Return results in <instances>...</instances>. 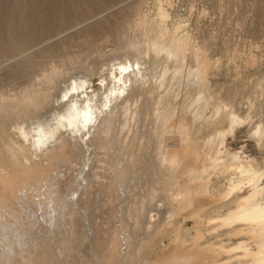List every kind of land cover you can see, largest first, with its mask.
Returning a JSON list of instances; mask_svg holds the SVG:
<instances>
[{
	"label": "rangeland",
	"instance_id": "obj_1",
	"mask_svg": "<svg viewBox=\"0 0 264 264\" xmlns=\"http://www.w3.org/2000/svg\"><path fill=\"white\" fill-rule=\"evenodd\" d=\"M162 11L167 14L165 18ZM162 24L175 38L188 40L185 58L168 57L166 43L160 50L152 48V34L157 30L154 28ZM141 40L139 47H130ZM199 50L208 64L204 92H201L202 79L198 75L195 54ZM55 72L60 74V81L55 83L60 90L57 91L55 85L52 88V81L47 83L52 88V102L57 103V96L65 101L76 96L74 87L81 83L79 92L85 97L96 98L97 108H101H98L99 115L105 111L107 116L120 109L121 127L130 113L125 122H132L126 125L138 133L136 140L129 139L135 162L137 157L141 158L137 160L139 163L150 160L149 151L157 142V131L168 124L172 114L174 126L178 127L181 120L188 122L187 114L202 107L204 117L202 114L196 125L201 122L203 132L198 138L202 143L216 138L210 146L212 150L205 146L203 155L209 157L213 148L219 146L217 141L222 136L225 143L219 146L220 152L226 149L221 153L222 158L235 154L264 172V133L256 132L264 128V0H0V103L20 99ZM127 74L132 79L124 89L119 80ZM117 84L123 89H114ZM69 85L70 92L67 91ZM133 93L138 95V102L137 99L133 101ZM218 107L237 115L240 122L218 123L215 111ZM9 113L0 119V163L23 177L18 180L17 189L27 186L28 194L32 191L36 200L42 199L44 207L50 205L57 199L58 191L53 192L56 187L47 180L48 170L54 162L56 167L65 159L61 150L58 158L64 157L62 160L51 153L62 144L53 141L50 145H41L36 136V115L31 118L26 109ZM183 114L185 116L180 118ZM76 122V127L60 125L59 138H70L75 128L84 131V117ZM24 130L32 135H25ZM171 130L166 137L172 140L175 129ZM219 133H222L220 137ZM171 140L164 139L163 143L171 145ZM139 142L142 154L137 155ZM7 144L17 149L16 156L6 152ZM21 160L30 163L31 168L27 170ZM146 163H140L141 167ZM149 163L150 168L155 169L153 162ZM175 167L171 164L166 167L168 176L176 171ZM31 169L33 172H29ZM237 172L226 176L220 169L212 172L211 192L227 189L231 178L238 181L240 174ZM139 185L142 187V180ZM258 185L264 187V175ZM3 188L0 185L3 198L14 201L15 196L11 197V192ZM41 191L43 194L39 193ZM253 191V187L246 184L223 201L228 202L238 193L247 197ZM215 197L217 200L206 204L201 213L205 214L202 221L196 222L199 217L186 219L182 229V243L189 246L186 251L192 248L208 251L209 264H251L244 252L257 251L259 227H255L257 232L241 231L248 226L230 232L231 227L221 226L222 216L238 207L236 202L222 205L221 199ZM261 202L264 203V194ZM100 222L103 224L104 219ZM199 231L202 237L194 242ZM80 233L76 231L72 235L76 251ZM239 244L247 247L231 252ZM75 250L72 252L77 256Z\"/></svg>",
	"mask_w": 264,
	"mask_h": 264
},
{
	"label": "bare ground",
	"instance_id": "obj_2",
	"mask_svg": "<svg viewBox=\"0 0 264 264\" xmlns=\"http://www.w3.org/2000/svg\"><path fill=\"white\" fill-rule=\"evenodd\" d=\"M166 15V12L162 11V17L165 18ZM163 28V24L154 28L157 30L152 34V48L160 50L166 43L168 57L185 58L188 40L185 37L175 38ZM141 42L143 40L130 44V47H139ZM195 54L198 60V75L202 79L201 92H204L208 64L200 50ZM137 64L140 66L141 62ZM133 73L136 74L135 69ZM115 74L118 77V73ZM59 76L60 74L55 72L20 99L14 98L0 103V119L20 108L26 109L31 118L36 115L37 122H33L38 124V141L41 145L58 141L62 146L60 149H54L51 155L58 158L61 150V154L65 156L62 163L56 164L55 167L54 162L48 170L47 180L56 187L53 192L58 193L57 199L52 198V203H45V207L40 197L42 202L34 198L32 191L27 193V186L17 189L18 180L23 177L0 163V185L5 191L11 192V197L15 196V200L9 202L8 197L3 198L0 194V264H209L208 251L193 250L194 248L186 251L189 246L182 243V229L189 217H199L196 222H200L205 215L201 213L206 204L217 200L215 196L221 199L222 205L236 202L238 207L222 216L221 226L231 227L230 232L240 226L249 227L241 231H256L255 227H259L257 251L248 249L244 255L250 258L251 264H264V203L261 202L264 187L258 185L264 172L255 169L251 163L239 159L235 154H231V158H222L221 153L224 154L226 150L220 152L219 146L225 143L224 137L220 135L222 133H219V146L213 148V153L209 157L203 155L205 146L212 150L210 146L214 145L216 138H209L203 143L198 138L203 132L201 122L199 121L201 126L196 125L202 114L204 117L202 107L187 114L188 122L181 120L178 127L174 126L172 114L168 124L157 131V142L152 144V150L149 151L151 155L148 161L153 162L155 166L152 170L148 161L140 162L146 163L141 167L137 161L141 158H135L136 162L134 160V149L130 148L129 139L136 140L138 133L126 125H131L130 116L128 120L131 122H125L130 113L126 115L121 127L118 121L120 109L111 112L108 117L107 113L104 114L105 111H99V115L98 110L101 108H97L96 98L88 95L85 97L79 92V87L83 85L81 83L74 87L77 90L76 96L74 94L66 101L57 96V103L52 102L51 89L55 85L57 90L55 83L60 81ZM121 77L119 83H123L125 89L132 76L127 74ZM49 81L53 84L51 89L47 84ZM82 82L85 84V81ZM118 88L123 89V86L118 85L114 89ZM70 89L69 85L67 91L70 92ZM136 97L138 95L133 93V101ZM108 100L111 102L110 97ZM84 101L87 102L85 106ZM215 111L219 117L218 123L240 122L237 115L221 107ZM182 116L185 115L180 118ZM82 117L85 120L84 131L75 128L74 135L70 138H59L60 125L76 127V121H81ZM93 121L95 122L92 123ZM234 127L233 125L232 128ZM173 128L175 133L171 140L166 137V133ZM256 132L262 135L264 128L260 127ZM24 133L30 134L28 130H24ZM164 139L173 141V144L163 143ZM140 148L141 142L137 155L142 154ZM5 149L12 156L18 154L17 149L8 144ZM20 163H23L27 170L31 168L30 163H24L22 160ZM170 164L176 166V171L168 176L166 167ZM217 169H220L224 176L238 170L240 178L238 181L231 178L228 188L223 191L211 192V173ZM141 180L142 187L139 185ZM246 184H250L254 189L250 196L238 193L228 202L223 201L229 198L234 190L243 189ZM208 218L211 220L213 217ZM101 219H104L103 224ZM76 231L82 234L78 240L77 251L72 236ZM200 235V231L196 233L194 242L202 237ZM245 246L239 244L231 252ZM72 250L77 252V256Z\"/></svg>",
	"mask_w": 264,
	"mask_h": 264
}]
</instances>
